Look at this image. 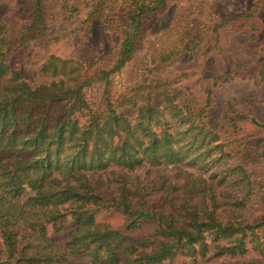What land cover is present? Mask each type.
Returning <instances> with one entry per match:
<instances>
[{
    "label": "trees",
    "instance_id": "trees-1",
    "mask_svg": "<svg viewBox=\"0 0 264 264\" xmlns=\"http://www.w3.org/2000/svg\"><path fill=\"white\" fill-rule=\"evenodd\" d=\"M165 3L133 2L120 21L113 67L83 78L60 96L32 89L18 73L4 80L7 72L0 63V264H70L78 257L90 264H175L183 256L209 254L207 232L227 241L215 247V255L231 250L242 256L248 236L264 231V215L219 219L214 196H202L203 180L184 171L179 162L207 159L217 149L222 164L212 160L206 169L221 166L225 174L242 169L252 151L238 137L242 126L253 125L264 133V125L248 113L227 115L217 128L190 133L187 149L182 146L185 132L173 130L165 116L169 109L175 112L170 119L180 123L182 110L171 104L160 108L149 97L133 118L110 105L97 113L85 104L83 88L96 81L108 84L109 74L132 57L145 20ZM52 12L74 20L80 4L21 0L10 27L0 23V43L14 40V53L38 40ZM8 52L0 51V57ZM56 99L75 103L50 114ZM210 106L207 96L201 113ZM78 112L87 113L85 121ZM181 122L180 127L188 123ZM144 165V178H132ZM115 219L117 223L109 222Z\"/></svg>",
    "mask_w": 264,
    "mask_h": 264
},
{
    "label": "rangeland",
    "instance_id": "rangeland-1",
    "mask_svg": "<svg viewBox=\"0 0 264 264\" xmlns=\"http://www.w3.org/2000/svg\"><path fill=\"white\" fill-rule=\"evenodd\" d=\"M20 1L0 0V23L10 27L12 11ZM75 1L80 4L76 19L50 13L45 34L21 50L12 52L14 40L0 43V51H9L0 57L7 72L4 80L18 73L19 80L32 89L60 96L83 78L113 67L120 46V21L136 0ZM82 95L91 112L102 113L110 105L131 118L149 97L160 108L171 104L181 109L179 122H188L183 127L170 119L175 112L166 109L164 113L173 130L185 132L182 146L187 149L190 133L217 128L227 115L248 113L264 125V0H166L162 11L145 20L125 66L109 74L107 85L93 82L83 88ZM207 96L211 106L201 113ZM72 101L54 100L50 114L68 110L74 106ZM86 114L76 113L81 121ZM238 137L252 146L242 169L227 174L221 166L216 171L206 169L212 160L222 164L217 149L207 159L191 164L187 158L179 161L184 171L203 180L202 196H214L215 215L224 221L264 215V133L243 125ZM147 168L135 170L132 178L143 179ZM109 222L115 224L118 219ZM254 235L248 236L244 255L230 250L218 256L215 247L227 241L207 232L209 254L183 256L175 264H264V231ZM69 262L90 264L83 257Z\"/></svg>",
    "mask_w": 264,
    "mask_h": 264
}]
</instances>
